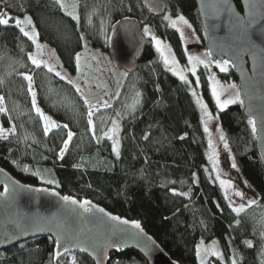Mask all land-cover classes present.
<instances>
[{"label": "trees", "instance_id": "1", "mask_svg": "<svg viewBox=\"0 0 264 264\" xmlns=\"http://www.w3.org/2000/svg\"><path fill=\"white\" fill-rule=\"evenodd\" d=\"M165 2L166 14L156 17L142 0H76V19L58 0H0V16L11 17L9 26L0 25V165L23 183L92 200L138 222L180 264H200L199 249L215 241L221 254L211 255L209 264H264V165L244 105L237 102L220 111L240 179L258 196L255 204L237 213L233 206L238 205L225 196L209 159L208 133L190 85L167 69L153 45L144 50L134 72L118 70L109 56L112 27L136 19L169 43L180 64L187 66L190 46L169 24L168 15L186 18L206 48L195 0ZM29 17L38 40L52 47L70 72L78 71L83 50L95 58L112 112L134 84L140 101L133 111L121 114L119 156L108 140L92 131L88 105L77 88L46 66L31 63L36 43L14 26L16 18ZM29 75L39 106L61 125L47 134L32 105ZM199 75L202 95L216 112L208 69L201 67ZM216 75L238 83L231 64L227 72L216 69ZM68 131L73 137L64 149ZM54 248L50 236L30 239L1 250L0 264H95L78 251L55 261ZM109 264L148 263L136 251L120 250L111 253Z\"/></svg>", "mask_w": 264, "mask_h": 264}, {"label": "water", "instance_id": "2", "mask_svg": "<svg viewBox=\"0 0 264 264\" xmlns=\"http://www.w3.org/2000/svg\"><path fill=\"white\" fill-rule=\"evenodd\" d=\"M195 2L212 61L229 60L237 75L244 114L256 122L257 146L264 165V0H239L241 8L235 0ZM142 3L156 17L166 14L165 0ZM151 45L138 20L123 19L112 27L109 56L118 70L134 72L144 50ZM5 187L9 189L7 196ZM63 196L68 195L47 186L23 183L0 165V251L50 236L55 240V261L78 251L95 264H109L114 251L133 250L148 264H180L142 226V231L133 228L135 221L89 199L85 200L91 202L92 212L85 213L76 205L66 204ZM109 216H119L129 224H118Z\"/></svg>", "mask_w": 264, "mask_h": 264}, {"label": "rangeland", "instance_id": "3", "mask_svg": "<svg viewBox=\"0 0 264 264\" xmlns=\"http://www.w3.org/2000/svg\"><path fill=\"white\" fill-rule=\"evenodd\" d=\"M58 1L60 2L62 7L68 14H70L76 19L78 18L76 0H58ZM2 17L8 18L10 16L4 13L2 14ZM179 17L180 16L172 17L168 15L167 20L171 26L173 20L177 21V25L174 28L178 30L180 34L181 33L183 34L182 37L184 41L187 42V44L190 46L189 55L199 56L201 60H212L211 57H205L204 54L208 53V51L203 46L199 36L197 35L195 29L190 24V22L185 18V20L188 21V24H184L182 21L179 20ZM189 25H191V27H189ZM24 27L25 30L29 32V36H31L33 33H36L35 29H33L34 27L32 29H30L31 26L24 25ZM145 28H148V33H145L144 31ZM142 30L145 36L152 40V45L156 48L155 41L152 39L153 36L154 37L156 36L151 32L150 28L142 27ZM111 32H110V37H111ZM161 41L162 44L166 47L165 54H170V60H175L177 62L176 67L178 70H181L183 74L187 77L189 81L188 84L191 87V91L192 92L195 91L197 93V95L194 96L195 101L199 99L203 104L207 106L208 110L212 113V118L207 119L205 117L203 110L201 109L200 104L196 102L200 111V115L204 127L207 128L209 141L211 140L212 142V147L209 148V157L214 156L215 163L213 162L212 159L210 160L218 175L219 181L220 179H223L226 182H231L232 187L228 188V196L231 197V201L234 204L239 205L243 203L245 204V207H248L250 201H255L256 203L258 200L257 194L254 191H252L248 186H246L245 183L240 179L239 168L233 156L231 155L228 146L225 147V144H227V142L220 123V111L224 109H220L219 106L216 104L217 111L214 112L202 95L199 70L201 69V67H204L203 64L197 65L196 74L193 75L191 64L189 63L185 67L182 66L178 61L175 52L173 51L170 44L164 42L163 40ZM35 43H36V49L31 56H35V58L41 62V66H46L47 68L48 66H51L54 69L53 71L54 73L60 72L61 76L59 77L70 82L76 88L80 89L79 92L84 96L85 99H87L88 103L93 106L92 131L94 133H98V136L102 141L108 140L111 143L112 148L114 147L113 140L117 141L120 152L121 132H122L121 114L125 113V111L126 112H129L130 110L133 111L136 108V106L139 105V101H140V94L139 92H137L136 88L134 87V84L133 86H131L132 83L129 84L130 86H128V91H126L125 94L123 95L120 106L112 112L111 111L112 109H110L112 106L111 102H109L110 100L107 98L109 95L108 88H106L104 76L102 75L103 73L99 68L98 64L96 63L95 58H91V56L88 55L85 50H83L78 56L79 59H77L78 71L74 74L63 66L57 52L46 43L39 41L37 35H36ZM109 44H110V40H109ZM162 60L164 62L163 57ZM165 66L169 70L170 65L165 64ZM216 69L218 68L215 66V63L210 64L208 68V75L210 78L211 87H212L211 77L215 76L218 82L216 85L217 90L221 94V99L222 100L232 99L236 91H239L240 94L239 84L236 81L228 82L221 80L216 75ZM170 72L173 73L172 71ZM197 79L199 80V83H196ZM232 85H235V88H233ZM31 90L35 91L33 88L32 81H31ZM240 100H241V94H240ZM230 105L232 104H228L226 108ZM37 106H39L38 102H37ZM41 110L45 115L49 117L50 121L60 125V122L56 120L52 115L44 111L42 108ZM114 121L117 124L115 133H113L112 131ZM53 129L56 128H50L49 132L52 131ZM109 136H111L112 139H109L108 138ZM221 136H223V139H221ZM233 165H235V167H233ZM223 188L225 190V187ZM235 191L242 192L244 194L243 199L235 196L234 195ZM220 254L221 252L218 247V243L216 241L208 246L207 245L202 246L199 249V263L201 264V259L203 258L205 260V264H209L208 259L211 255L218 256Z\"/></svg>", "mask_w": 264, "mask_h": 264}, {"label": "snow or ice", "instance_id": "4", "mask_svg": "<svg viewBox=\"0 0 264 264\" xmlns=\"http://www.w3.org/2000/svg\"><path fill=\"white\" fill-rule=\"evenodd\" d=\"M10 20H11V17L3 18L2 16H0V25L9 26ZM179 20L182 21L184 24H188V21L185 20V18L183 16H180ZM24 25L32 26V21H31L30 17L29 18H25L23 20H21L20 18L15 19L14 26L25 37H28L29 39H31V40H33L35 42L37 34L33 33L31 36H29V32L25 30ZM176 25H177V21L173 20L172 21V26L176 27ZM189 27H191V25H189ZM144 31H145V33H148V28H145ZM181 35H183V34L181 33ZM152 39L155 41L156 49H157L158 52H160L161 56L163 57L164 63L166 65H170L169 70L172 71L175 75H178L179 79L181 81H183L185 84H188L189 81H188L187 77L183 74V72L181 70L177 69V67H176L177 62L175 60H170V54H165L166 53V47L162 44V41L160 39H157L154 36L152 37ZM37 47H38V45H37ZM204 55H205V57H211L212 53L208 52V53H205ZM30 59H31V63L33 65H35L36 67L39 68L41 66V62L39 60H37L35 58V56H30ZM77 59H79V57H77ZM187 60L191 64L193 75L196 74V68H197L198 64H203L204 68L208 69L210 64L215 63V66L220 70V72H227L228 68H229V65H230V61L229 60H222V61L201 60L199 56H195V55H189L187 57ZM47 71L48 72H53L54 69L51 66H48ZM55 75L58 76V77L61 76L60 72H55ZM26 79L29 82V91H31L32 105L35 108V112L40 116V118L44 122L43 123L44 132L47 134L49 132L50 128H59V127H61V125H58V124L50 121L49 117L42 112V110H41V108L39 106H37V100H36L37 93L35 91L31 90L32 76L29 75V76L26 77ZM211 80H212L211 94H212V96L215 97V102L219 106L220 109H225L228 104H233V103H236V102H239L241 104L244 103L243 100H240L239 91H236V93H235V95H234V97L232 99L222 100L221 99V94L217 90V86L216 85H217L218 82H217L215 76H212ZM196 83H199L198 79H197ZM232 87L235 88V85H232ZM76 90L80 91L79 88H77ZM192 95L196 96L197 93L195 91H193ZM2 101H3V97H0V102H2ZM196 102L198 104H200L201 109L203 110V112L205 114V117L207 119H211L212 118V113L208 110L207 106L205 104H203L199 99ZM84 103L86 105H88V109H89V111H88V124L91 126L93 124V121H92V116H93V110L92 109H93V106L88 103L87 99L84 100ZM249 123L252 125L253 131H255L256 130V122H255V120H250ZM62 127L67 129L68 125L64 124V125H62ZM116 128H117V124L114 121L113 122V129H112L113 133H115ZM205 131H207V128H205ZM0 135H3L2 131H0ZM72 137H73V133L71 131H68L67 132V141L64 142V144H63V148L64 149H67L69 147V143L68 142H70L72 140ZM108 138L112 139L111 136H109ZM221 139H223V136H221ZM113 145H114L113 151L116 153L117 156H119V145H118L117 141L113 140ZM209 147H212L211 140L209 141ZM225 147H227V144H225ZM63 154L64 153L61 152L60 156L62 157ZM209 159H212L213 162L215 163L214 156H210ZM233 167H235V165H233ZM46 183L51 184V183H53V181L49 180V181H46ZM219 183H220V185L222 187H225V193L224 194L229 199V201L231 202V197L228 196V188L232 187L231 182H226L225 180L220 179ZM20 187H23V186H20ZM35 191H46V189H36ZM8 192H9V189L7 187H5L4 194L6 196L8 195ZM54 195H56V193H54ZM234 195L237 196V197H240L241 199H243V195L244 194L242 192H240V191H235ZM61 199L66 204L78 206L85 213L92 212L91 202L88 201V200H85V201H83L81 203L80 201L72 199L69 196H63V197H61ZM254 203H255V201H250L249 202V206H251ZM244 209H245V204H243V203L239 204L238 206H235V205L233 206V210L235 212H237V213H240ZM97 211L102 213L104 210L103 209H98ZM109 219L112 220V221L117 222L118 224H124V225L129 224L128 220H121V218L119 216H109ZM131 226L133 228H135V229H140L142 231L141 225L138 222H133ZM57 243H59V241H57ZM65 250L67 251V248H65ZM201 264H205V260L203 258L201 259ZM233 264H235V261H233Z\"/></svg>", "mask_w": 264, "mask_h": 264}]
</instances>
